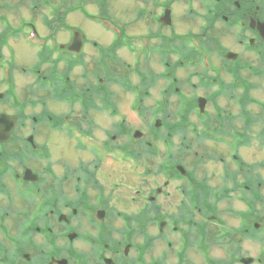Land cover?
Returning a JSON list of instances; mask_svg holds the SVG:
<instances>
[{"label": "flooded vegetation", "instance_id": "af4514ba", "mask_svg": "<svg viewBox=\"0 0 264 264\" xmlns=\"http://www.w3.org/2000/svg\"><path fill=\"white\" fill-rule=\"evenodd\" d=\"M180 6L192 13L189 34L175 26ZM137 26L144 30L139 36ZM228 43L232 48H220ZM23 46L31 64L20 59ZM134 46L137 57L163 65L173 54H188L197 79L191 101L171 89L186 99L177 105L195 109L164 133L166 158L156 171L146 168L149 149H137L134 133L136 144H121L108 137L112 132L101 138L91 127L99 124L91 113H116L101 75L115 76L120 51L132 56ZM90 48L102 71L99 86L86 68ZM222 51L220 68L213 54ZM153 70L125 73L126 91L148 95L156 81L170 79L154 80ZM170 80L179 83L176 73ZM212 83L237 91L241 109L246 101L255 106V115L240 114L245 128L255 124L258 132L224 127L225 112L210 117ZM198 88L203 95L195 97ZM252 91L259 94L248 100ZM75 106L77 117L69 115ZM188 139L192 152L190 144L182 147ZM204 144L219 148L220 164L196 172L204 158L196 148ZM181 155L192 161H179ZM151 176L158 178L154 185ZM0 264H264V0H0Z\"/></svg>", "mask_w": 264, "mask_h": 264}, {"label": "rangeland", "instance_id": "374dc122", "mask_svg": "<svg viewBox=\"0 0 264 264\" xmlns=\"http://www.w3.org/2000/svg\"><path fill=\"white\" fill-rule=\"evenodd\" d=\"M178 12L176 14L175 17V26L177 28V30L179 31V34H189L191 27L192 26L190 23L192 22V13L189 12V10L187 8H185V6H180L178 7ZM72 23L76 24L75 19L71 20ZM198 25V24H197ZM138 28H133V33L135 35H141L142 33H144V30L141 29L139 26H137ZM131 30V31H132ZM90 34H92L91 36H89V38H92L94 40H98L100 42H103V38L102 36H94L95 32L91 31ZM101 37V38H99ZM107 44H105L104 46H106ZM91 45H89L90 47ZM124 46H116V49L119 50L121 48H123ZM131 56V53L129 55V53H127V51L125 49H122L118 55L119 60L117 61V64H112L113 67V72L115 76H110V79H106V76L103 77L104 75H101V86L102 88H106L107 89V96H109V94H111L113 97L111 99V101L115 102V108L118 110L117 116L116 115H112L111 112L112 110L109 111H105L104 113L100 114L98 112L96 113H91L90 117H91V121H93L94 123H98L97 125L92 124L91 127H94L95 133L97 135H99L101 138L105 137V134L108 132H112V134H110V136H108L109 138H111L113 135H116V139H118L119 143H126V142H133L136 144V142L131 139L130 133L133 135V133H135L136 131H140L143 132L146 136L145 139H139L140 140V144L138 145L137 149L140 151L142 149H149L148 152L145 154L146 158H147V163H146V168H148L149 170H151V168H154L153 170L156 171V169L158 168V166H160L162 164L163 161V157L166 158V153H163V146L161 144H159L161 142V138L164 136V133H169L170 132V126H172L171 124L174 123V121L176 120V122L178 121V119H181L180 116L184 117L187 111V108H182V104H186V99L185 98H181L180 96L177 95V97L171 93V89H177L179 91H181L183 94H185V96L188 98V101L192 100V83H196L197 79L194 78L192 79V68H189L192 65V57H190L188 54H181L180 56L173 54L175 57H177V59L175 57H172L171 60H167L166 62H164V65L161 63V61H156V59H149L146 60L144 57L139 58V56L137 57V55L140 52V48H136ZM222 47V49H230L232 48L231 44H223L222 46H220V48ZM95 50L94 48H90V54L91 55H87L86 56V68L90 71L93 70V72L91 73L92 77H93V83L95 86H99L98 83V78L96 77L97 74H99L98 72H102V71H98L96 69V63H95V58L94 56H96L95 52L92 51ZM198 50V49H197ZM21 57L20 59L25 61L24 64H31L32 60H34L33 58H31L30 55V51L25 48L24 46L21 47L19 49ZM168 50H165V52H168ZM137 52V54H136ZM224 52H220V53H214V59L217 65L220 66V68L223 65V59H222V54ZM93 56V57H92ZM132 57L135 58V61H132ZM164 57H168V56H164ZM179 63L181 64H185L187 68L185 67H179ZM129 65V68H128ZM159 65V69L157 68V66ZM132 66V67H131ZM154 67L153 72H155V74H157V77H154V80H158V75H162L163 78H165V75L171 79V76L174 75V73H176L178 79H179V83H172V81L169 79L167 82L163 83L162 86H158V81L155 82V84L153 86H150L151 89H153L154 91L149 92V94L147 95L146 92L143 89L138 90L137 92L134 90V94L130 93L129 91H126L125 85L127 84L128 80L125 78V73L127 74V72H151V68ZM162 67V68H160ZM179 67V68H178ZM144 69V70H143ZM98 71V72H97ZM157 72V73H156ZM88 74L89 72H74L72 73L74 77H81L83 74ZM86 77V75H85ZM97 79H95V78ZM249 80V82L251 84H256L257 81L254 80V78H252V74H247L246 76ZM116 80V82H112V79ZM229 79V78H228ZM161 80V79H159ZM112 82V83H110ZM84 85H86L85 82H83ZM213 86H211V90L210 93L207 94L208 97L210 98V102L211 105L208 108V112L210 113V117H215L217 114V111L220 112H225L224 115V120L223 123L220 122L221 125H223L224 127H229V128H233L236 131H244V129L247 132L253 133L255 131H259L257 129V125L252 124L251 126L245 128L244 126V121L242 120V116H241V111L244 110L246 111L247 114H253L255 115V106L253 104H248L247 102L245 103V106H247L244 109H241V106H239L238 104V100L237 98L234 99L233 96L237 97V91H235L236 93H228L225 91V89L222 91L219 87H217V85H215L214 83H212ZM105 86V87H103ZM140 86H135L134 88H138ZM164 90L163 93H161V90ZM169 90V91H168ZM168 91V92H167ZM256 91H252L250 93V96L248 97V100L256 98L257 95L259 93H255ZM219 94V96L217 97L216 94ZM201 96L203 95V92L200 91V88H198L197 92L195 93V97L196 96ZM232 95V97H231ZM160 99L159 101H161L162 106H159L160 103H156L157 99ZM178 99L182 100L181 105H177L176 102H178ZM260 99V98H259ZM55 104V103H54ZM57 107L53 106V104L50 106L51 107V111L56 114V116L59 115V112H56V110L60 111L61 106L59 104H55ZM144 107H143V106ZM142 107L143 110H139L138 107ZM195 108H192V105H190V110H189V115L190 119L192 118V111H194ZM257 110V109H256ZM115 111V110H114ZM80 113V109L78 108V106H75L74 110L69 109V115L73 114L74 116H78V114ZM163 113V114H162ZM181 114V115H180ZM162 119L161 123L163 126H161L160 129H156L154 127V120L155 119ZM208 122V120H206ZM172 122V123H171ZM181 123V122H180ZM193 123V121H192ZM209 123V122H208ZM220 125V126H221ZM122 127H125L124 130H120ZM226 128V129H227ZM238 129V130H237ZM121 132L126 133V135H123V133L121 134ZM253 131V132H252ZM55 135V134H53ZM253 136V134H252ZM131 139V140H130ZM251 139H253V137H251ZM130 140V141H129ZM185 140V138H184ZM59 141V140H58ZM174 142L176 144L179 145L180 143V139L176 140L174 139ZM190 144L189 139L186 140V143L184 146L185 147L187 145ZM253 141L251 143V145L247 146V148L249 149H253L254 148V144ZM192 144H190V148H191V152L193 148V146L191 147ZM64 149V146H61ZM58 148V153H60V155L63 154V152L60 150V148ZM73 145H69L68 147V152L69 155H71L70 158V162L74 163L77 160H72L71 158L75 159V156H77L76 154H74L75 152L73 151ZM145 147V148H142ZM210 147V151H209V155L207 154V148ZM205 146L203 149L201 148H196V152L200 154V156L202 155L204 158H200L197 159L198 161V166L195 167L194 171H202L204 170L203 168H207L208 166H210L211 164L215 163L216 166H219V159L221 157L222 154L219 153V148H215L213 149L212 146L208 145ZM61 148V149H62ZM112 148V147H110ZM129 149V151H131L132 149L130 148H125L124 150ZM57 153V156H58ZM125 153V151H124ZM170 152L168 151V155ZM189 154H185L186 157H191L192 154L190 155V150H188ZM253 158V154L252 152H250ZM152 154L156 156L152 157ZM183 155V153H182ZM182 155L179 158L181 160H184L182 158ZM151 156V157H150ZM252 160V159H251ZM192 160L191 159H185L184 162L185 163H190ZM247 161V160H246ZM176 163H178L176 161ZM197 164V162H196ZM87 165V163H86ZM100 172V171H99ZM102 172H105V170H102ZM118 173V172H117ZM203 178V175L200 174V179ZM150 183H152L154 185V182H157L158 178L151 176L150 178ZM214 182V179L213 181ZM119 198V197H118ZM127 212L131 211L130 205L128 206V204H126ZM133 209H135V207H133ZM138 210V209H137Z\"/></svg>", "mask_w": 264, "mask_h": 264}]
</instances>
